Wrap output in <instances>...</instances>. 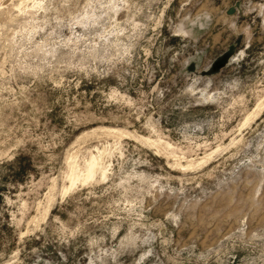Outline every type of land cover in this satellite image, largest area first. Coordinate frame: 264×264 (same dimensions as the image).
<instances>
[{
  "label": "rangeland",
  "instance_id": "374dc122",
  "mask_svg": "<svg viewBox=\"0 0 264 264\" xmlns=\"http://www.w3.org/2000/svg\"><path fill=\"white\" fill-rule=\"evenodd\" d=\"M0 264H264V0H0Z\"/></svg>",
  "mask_w": 264,
  "mask_h": 264
},
{
  "label": "bare ground",
  "instance_id": "6f19581e",
  "mask_svg": "<svg viewBox=\"0 0 264 264\" xmlns=\"http://www.w3.org/2000/svg\"><path fill=\"white\" fill-rule=\"evenodd\" d=\"M90 168V167H89ZM95 168H96V162H95V159L93 160V162H92V164H91V171H90V176L92 175H94V171H95ZM89 175V174H88ZM89 177V176H88Z\"/></svg>",
  "mask_w": 264,
  "mask_h": 264
}]
</instances>
